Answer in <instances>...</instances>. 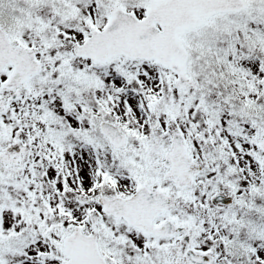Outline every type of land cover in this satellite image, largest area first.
Masks as SVG:
<instances>
[{"label":"snow or ice","instance_id":"obj_1","mask_svg":"<svg viewBox=\"0 0 264 264\" xmlns=\"http://www.w3.org/2000/svg\"><path fill=\"white\" fill-rule=\"evenodd\" d=\"M0 264H264V0H0Z\"/></svg>","mask_w":264,"mask_h":264}]
</instances>
